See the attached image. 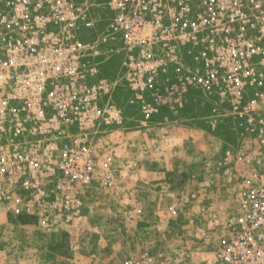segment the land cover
<instances>
[{
    "label": "built area",
    "instance_id": "obj_1",
    "mask_svg": "<svg viewBox=\"0 0 264 264\" xmlns=\"http://www.w3.org/2000/svg\"><path fill=\"white\" fill-rule=\"evenodd\" d=\"M86 1L0 0V205L12 207L17 189L37 200L48 184L62 192L90 184L93 133L122 121L103 99L111 83L102 63H89L91 44L79 37L95 26ZM92 3L105 12L121 78L145 114L181 106L192 91L210 116L245 132L235 154L238 205L210 223L221 236L209 264H264V0ZM62 202L78 212V200ZM150 261L142 254L123 264Z\"/></svg>",
    "mask_w": 264,
    "mask_h": 264
},
{
    "label": "rangeland",
    "instance_id": "obj_2",
    "mask_svg": "<svg viewBox=\"0 0 264 264\" xmlns=\"http://www.w3.org/2000/svg\"><path fill=\"white\" fill-rule=\"evenodd\" d=\"M85 4L95 26L79 37L91 44L89 63H102L111 83L102 97L122 121L93 133L90 184L71 192L48 184L37 200L17 189L12 207L0 205V264H123L142 254L150 264H209L221 236L210 223L238 205L235 154L247 136L192 91L181 106L145 114L121 78L104 10ZM66 198L79 201L77 213Z\"/></svg>",
    "mask_w": 264,
    "mask_h": 264
},
{
    "label": "bare ground",
    "instance_id": "obj_3",
    "mask_svg": "<svg viewBox=\"0 0 264 264\" xmlns=\"http://www.w3.org/2000/svg\"><path fill=\"white\" fill-rule=\"evenodd\" d=\"M80 2H81V0H80ZM24 139V138H23Z\"/></svg>",
    "mask_w": 264,
    "mask_h": 264
}]
</instances>
